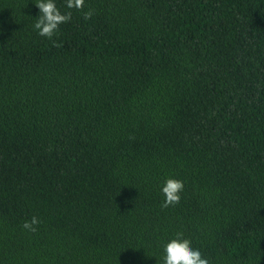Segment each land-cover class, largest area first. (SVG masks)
I'll return each instance as SVG.
<instances>
[{
  "label": "trees",
  "instance_id": "1",
  "mask_svg": "<svg viewBox=\"0 0 264 264\" xmlns=\"http://www.w3.org/2000/svg\"><path fill=\"white\" fill-rule=\"evenodd\" d=\"M36 2L0 0V264H264V0H54L52 40Z\"/></svg>",
  "mask_w": 264,
  "mask_h": 264
},
{
  "label": "clouds",
  "instance_id": "2",
  "mask_svg": "<svg viewBox=\"0 0 264 264\" xmlns=\"http://www.w3.org/2000/svg\"><path fill=\"white\" fill-rule=\"evenodd\" d=\"M85 0H66L68 9H77L83 11ZM35 6L39 9L34 29L38 31V35L52 40L53 36L59 31V25L67 23L71 19V12L62 14L57 8L54 0H37ZM93 15L91 10L84 12V19L88 20ZM55 46L59 47L53 41ZM184 189L182 181L175 178H167L163 187L162 194L164 201L162 208L175 206L179 204ZM40 220L33 216L30 221H25L22 228L30 232H36ZM162 264H210L209 259L204 258L198 249H193L191 241L183 238V233L178 232L175 238L171 239L164 245V256Z\"/></svg>",
  "mask_w": 264,
  "mask_h": 264
}]
</instances>
